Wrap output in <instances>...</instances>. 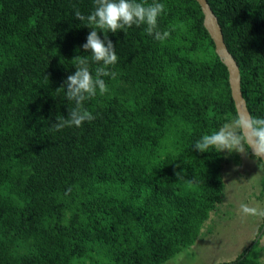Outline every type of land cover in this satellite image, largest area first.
<instances>
[{"label": "trees", "instance_id": "obj_1", "mask_svg": "<svg viewBox=\"0 0 264 264\" xmlns=\"http://www.w3.org/2000/svg\"><path fill=\"white\" fill-rule=\"evenodd\" d=\"M206 1L247 110L264 117V0ZM155 2L170 36L108 32L116 75L82 104L95 119L56 130L75 107L62 88L73 59L87 56L93 76L102 66L74 16L94 0H0V264H164L221 204L225 154L194 144L237 114L229 73L195 0ZM249 254L219 264H258Z\"/></svg>", "mask_w": 264, "mask_h": 264}, {"label": "clouds", "instance_id": "obj_2", "mask_svg": "<svg viewBox=\"0 0 264 264\" xmlns=\"http://www.w3.org/2000/svg\"><path fill=\"white\" fill-rule=\"evenodd\" d=\"M95 8L87 16L78 9L74 11L76 19L86 22L92 30L87 36V42L82 45L85 51L91 52V61L101 64L95 69V76L89 68L87 56H76V71L68 75L62 88H66V98L75 101V107L68 109L67 118L58 119L55 123L56 130L65 126L80 127L85 121H92L95 117L82 107L83 102L97 94L108 91V87L102 77H115V72L108 70L109 66L118 62L113 42L107 33H116L117 30H126L133 25L139 27L146 25L148 35H154L158 41H163L170 36L169 31H159L158 17L165 12L163 3L155 2L145 4L137 0H94ZM104 33L103 39L98 32ZM194 148L201 153L212 149L216 152H235L242 156H248L249 152L257 161L264 160V117H254L248 112H238L235 118L225 122L217 131L203 135L195 142ZM177 178L183 176L182 172L176 173ZM231 184V183H230ZM68 191H71L69 189ZM240 210L244 215L264 217V209L257 206L241 204Z\"/></svg>", "mask_w": 264, "mask_h": 264}, {"label": "rangeland", "instance_id": "obj_3", "mask_svg": "<svg viewBox=\"0 0 264 264\" xmlns=\"http://www.w3.org/2000/svg\"><path fill=\"white\" fill-rule=\"evenodd\" d=\"M223 152L221 204L211 212L197 241L164 264L229 263L245 250L264 264V217L244 215L240 210L242 203L264 209V171L254 156Z\"/></svg>", "mask_w": 264, "mask_h": 264}, {"label": "water", "instance_id": "obj_4", "mask_svg": "<svg viewBox=\"0 0 264 264\" xmlns=\"http://www.w3.org/2000/svg\"><path fill=\"white\" fill-rule=\"evenodd\" d=\"M195 1L200 6L203 14V26L214 43L215 53L228 70L231 97L234 101L236 112H248L246 102L241 93L239 68L224 43L223 34L218 20L211 11L206 0ZM261 161L264 164V160Z\"/></svg>", "mask_w": 264, "mask_h": 264}]
</instances>
